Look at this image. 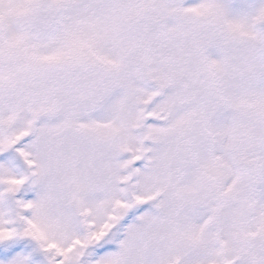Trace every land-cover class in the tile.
<instances>
[{"label":"snow or ice","instance_id":"obj_1","mask_svg":"<svg viewBox=\"0 0 264 264\" xmlns=\"http://www.w3.org/2000/svg\"><path fill=\"white\" fill-rule=\"evenodd\" d=\"M0 264H264V0H0Z\"/></svg>","mask_w":264,"mask_h":264}]
</instances>
